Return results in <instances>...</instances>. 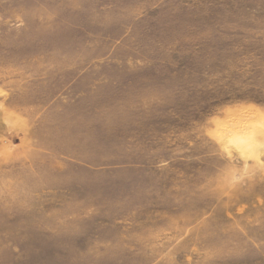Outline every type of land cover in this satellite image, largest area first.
<instances>
[{
    "label": "rangeland",
    "instance_id": "rangeland-1",
    "mask_svg": "<svg viewBox=\"0 0 264 264\" xmlns=\"http://www.w3.org/2000/svg\"><path fill=\"white\" fill-rule=\"evenodd\" d=\"M0 264H264V0H0Z\"/></svg>",
    "mask_w": 264,
    "mask_h": 264
},
{
    "label": "bare ground",
    "instance_id": "bare-ground-1",
    "mask_svg": "<svg viewBox=\"0 0 264 264\" xmlns=\"http://www.w3.org/2000/svg\"><path fill=\"white\" fill-rule=\"evenodd\" d=\"M240 117H241V116H240ZM238 118H239V117H238ZM252 118H253V117H252ZM240 120H241V119H240ZM235 121H236V120H235ZM238 121H239V120H237V123L240 122V121H239V122H238ZM244 121H245V118H244ZM246 122H247V120H246ZM246 122H245V123H246ZM242 123H243V122H242ZM253 125H254V124H253ZM237 127H238V126H237ZM242 128H243V127H242ZM255 128H256V127H255ZM237 129H238V128H237ZM257 129H258V128H257ZM246 130H247V129H246ZM240 131H241V130H240ZM249 131H250V129H249ZM242 135H243V134H242ZM244 136H245V134H244ZM247 136H248V135H247ZM242 138H243V136H242ZM244 138H245V137H244ZM251 138H252V137H251ZM248 141H249V140H248Z\"/></svg>",
    "mask_w": 264,
    "mask_h": 264
}]
</instances>
